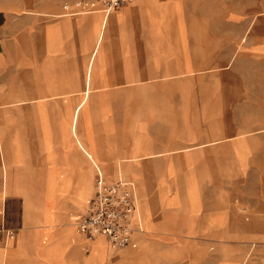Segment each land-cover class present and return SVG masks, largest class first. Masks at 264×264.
<instances>
[{"label":"rangeland","instance_id":"374dc122","mask_svg":"<svg viewBox=\"0 0 264 264\" xmlns=\"http://www.w3.org/2000/svg\"><path fill=\"white\" fill-rule=\"evenodd\" d=\"M2 1L7 3L0 6L13 18L30 10L52 19L71 0ZM147 1L151 37L173 49L174 75L160 72L128 84L123 98L105 100L119 131H104L103 140L95 137L86 114L89 86L80 88L81 97L69 116L76 133L82 113L81 150L90 182L86 197L76 201L82 208L91 193L92 161L107 171L110 162L127 160L133 171L121 164V172L140 177L134 214L141 224L138 236L161 229L159 234L178 250L166 264H264V0ZM171 13L174 18L167 21ZM7 42L21 51V30L0 36L5 48ZM143 42L148 49L150 39L144 35ZM21 62V57L15 59L16 65ZM22 86L21 76L9 84L6 64L0 66V185L1 158H9L13 148L5 114L10 108L21 113L23 107L22 100L8 99V93L20 92ZM62 102L70 108L69 100ZM16 119L21 123L22 116ZM142 126L145 132L132 130ZM149 138L152 145H165L166 153L152 152ZM15 139L20 141L36 205L41 188L51 190L46 185L51 175L37 182L41 166L21 124ZM35 149L41 158L39 146ZM101 151L111 157L100 156ZM79 183L76 190L82 188ZM70 206L68 214L80 212Z\"/></svg>","mask_w":264,"mask_h":264},{"label":"crops","instance_id":"0c3cea01","mask_svg":"<svg viewBox=\"0 0 264 264\" xmlns=\"http://www.w3.org/2000/svg\"><path fill=\"white\" fill-rule=\"evenodd\" d=\"M4 3L7 2L0 0V5ZM149 9L151 4L147 0H134L109 12L98 8L67 13L60 8L54 18L44 19L40 13L30 10L13 18L0 6V36L20 30L22 33L21 51H16L14 45V49L11 48V42H7L6 48L0 44V66L6 64L9 84L20 76L23 83L22 91L8 93L11 96L8 99L22 100L21 113L16 114L15 109L10 108L5 114L6 131L10 134L8 142L13 148L9 158H1L0 264H166L170 256L177 255L175 245L159 234L161 229L146 234L147 241L141 240L138 236L141 224L134 218L137 249L114 254L111 250L115 249L109 247L107 239L97 236L101 240L93 244L86 258L90 243L96 238L88 241L83 235L79 237L71 225L75 227L85 210L97 169L109 178L120 177L131 182L136 206L138 204L136 179L140 177L122 173L118 163H112L115 172L106 171L99 162L92 161L91 193L83 207L79 206L76 186L86 173L79 146V141L84 143L82 113L78 115L75 133L69 111L72 112L81 97L80 88L88 85L86 114L95 137L103 140L104 131H119L105 100L123 98L128 84L157 77L160 72L167 77L174 75V51L169 43H156L152 39ZM173 18L171 13L167 21ZM144 35L150 39L148 49L143 45ZM18 57H21L20 65L15 63ZM63 100L70 101V108ZM20 115L21 123L16 119ZM20 124L35 162L41 166L37 182L41 184V180L52 174L55 179L54 189L41 188L36 205L31 200L30 173L22 166L24 157L17 143L20 141L15 139V129ZM128 129L137 133L146 131L143 126ZM38 146L41 158L35 149ZM165 148L163 144L152 145L150 141V150L156 155L165 154ZM116 154H121L120 148ZM100 156L111 157L104 151ZM70 205L80 212L68 214ZM187 224L192 226L190 221ZM100 241L104 246H100Z\"/></svg>","mask_w":264,"mask_h":264},{"label":"built area","instance_id":"2783aa9c","mask_svg":"<svg viewBox=\"0 0 264 264\" xmlns=\"http://www.w3.org/2000/svg\"><path fill=\"white\" fill-rule=\"evenodd\" d=\"M133 0H71L62 4L67 13L88 12L101 8L109 12ZM136 198L132 183L123 178H109L99 169L95 174L93 191L86 201L83 214L75 224L76 231L86 240L97 236L107 239L111 249L136 247L134 220Z\"/></svg>","mask_w":264,"mask_h":264},{"label":"bare ground","instance_id":"6f19581e","mask_svg":"<svg viewBox=\"0 0 264 264\" xmlns=\"http://www.w3.org/2000/svg\"><path fill=\"white\" fill-rule=\"evenodd\" d=\"M109 18V17H108ZM79 146L80 147H82V142L81 141H79ZM115 155V154H114ZM123 156H124V154H123ZM82 159H83V163H84V158L82 157ZM122 162H124V163H122ZM112 163L113 162H110L109 164H107L108 166L106 167L108 170L107 171H109L110 169L112 170L113 169V171L115 170V172H116V167H112V166H114V165H112ZM121 164H124V165H127L128 167H129V170H131V171H133L132 170V167H131V164L127 161V160H124V161H121V162H119V169L121 170V169H123V168H120V166H121ZM83 166V165H82ZM125 172H126V167H125ZM86 175L87 176H82V178H81V181H80V183H79V185H80V187L82 186V188H79V189H77L76 190V200H82L83 198H85L86 197V195H87V191H88V186H89V182H90V177H89V175H88V172L86 173ZM48 183L46 184L47 186L49 185V187L51 188V189H54V187L56 186L55 185V179H54V176H53V174L51 175V177H50V179L47 181ZM88 182V183H87ZM56 193V192H55ZM57 194V193H56ZM68 195V194H67ZM85 196V197H84ZM55 197H57V196H55ZM62 202V201H61ZM84 205V204H83ZM75 232H77V233H80V232H78V231H76V229H75ZM82 235V234H81ZM145 235L142 233V235L140 236L141 237V240H144V241H147L146 240V238L144 237ZM150 242V241H149ZM148 242V243H149ZM100 246H104V242L103 241H100ZM90 249H89V253L86 255V258L91 254V249L93 248V244H91L90 245V247H89ZM96 252H98L97 251V249H96ZM96 256V255H95ZM141 258V257H140ZM135 260V259H134ZM132 264V263H131Z\"/></svg>","mask_w":264,"mask_h":264}]
</instances>
